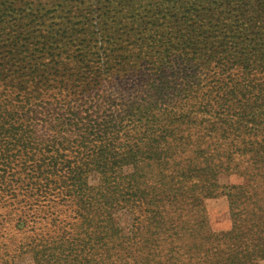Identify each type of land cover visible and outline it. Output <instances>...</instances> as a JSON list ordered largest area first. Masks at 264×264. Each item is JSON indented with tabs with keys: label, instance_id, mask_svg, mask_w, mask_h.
Instances as JSON below:
<instances>
[{
	"label": "trees",
	"instance_id": "obj_1",
	"mask_svg": "<svg viewBox=\"0 0 264 264\" xmlns=\"http://www.w3.org/2000/svg\"><path fill=\"white\" fill-rule=\"evenodd\" d=\"M250 1L251 12L235 0H30L25 11L0 9V146L4 152L59 148L63 125L75 119L77 147L89 153V163L103 165L104 180L131 181L110 187L108 197H89V212L95 206L103 218L120 203L148 211L142 197L156 195L164 202L154 200L152 211L178 217L187 207H168L177 204L168 199L215 195L223 189L218 174L244 161L245 187L227 192L230 215L233 222L248 219L249 229L258 226L264 218V9H255L264 0ZM117 79L131 81L127 97L112 93ZM42 129L51 135L42 138ZM123 165L132 172L123 173ZM26 168H0V177L40 178L45 182L29 184L27 197L47 195L52 177H27ZM174 227L157 225L167 238ZM120 236L112 222L89 218V264H124Z\"/></svg>",
	"mask_w": 264,
	"mask_h": 264
},
{
	"label": "rangeland",
	"instance_id": "obj_2",
	"mask_svg": "<svg viewBox=\"0 0 264 264\" xmlns=\"http://www.w3.org/2000/svg\"><path fill=\"white\" fill-rule=\"evenodd\" d=\"M27 1L30 0H0V9H23L21 7ZM235 1L237 6L246 3L248 12L253 10L254 4L250 0ZM263 4L255 11L264 9ZM130 83L117 79L113 81L111 91L127 97L126 85ZM157 106L152 108L154 112L158 111ZM62 113L68 120L69 114L63 110ZM42 130L39 131L42 138L51 135L48 129ZM80 134L79 125L73 119L71 124L63 125L57 137L61 143L59 148L20 150L15 146L4 152L0 146V162L7 164V167L0 168L13 173L23 164L30 167L24 170L27 177L41 175L53 179L47 195L27 197L29 184L40 185L45 181L40 178L8 181L0 177V264H89V218L110 221L112 228L120 232L124 264H264V218L260 219L258 226L249 229L248 219L233 222L228 205L227 192L234 187H245L240 177V171L247 167L244 161H233L232 166L236 168L218 174L216 184L223 189L217 188L215 195H200L196 199L189 195L187 199V195L181 198L177 194L174 200L168 199L177 201L168 207H187L178 217L152 211L154 200L164 202L156 195L142 197L150 202L143 206L148 211L120 203L103 218L95 206L93 212H89V197L95 192L98 196H109L110 187L126 186L131 181H105L103 165L89 163V153H82L77 147ZM36 163L38 168L34 166ZM36 168L38 171L34 172ZM121 170L130 173L133 166L123 165ZM20 177L24 178L23 175ZM141 182L157 184L154 181ZM227 185L231 188L225 189ZM182 188L186 190L187 185L183 184ZM185 201L196 204L188 205ZM184 214L187 216L183 218ZM159 223L168 230L175 226L172 237L167 238L162 235L163 231L159 232ZM177 238V243L169 244ZM56 250L64 251L51 259L48 255Z\"/></svg>",
	"mask_w": 264,
	"mask_h": 264
}]
</instances>
